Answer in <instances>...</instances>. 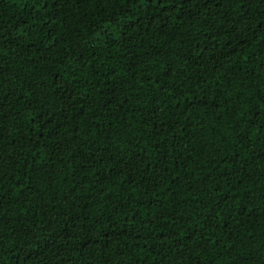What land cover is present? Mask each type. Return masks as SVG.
<instances>
[{
	"label": "trees",
	"instance_id": "obj_1",
	"mask_svg": "<svg viewBox=\"0 0 264 264\" xmlns=\"http://www.w3.org/2000/svg\"><path fill=\"white\" fill-rule=\"evenodd\" d=\"M0 264H264V0H0Z\"/></svg>",
	"mask_w": 264,
	"mask_h": 264
}]
</instances>
